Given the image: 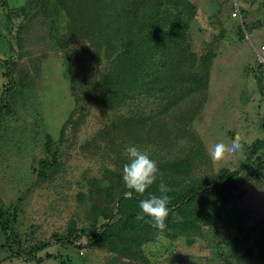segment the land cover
<instances>
[{
	"label": "rangeland",
	"instance_id": "obj_1",
	"mask_svg": "<svg viewBox=\"0 0 264 264\" xmlns=\"http://www.w3.org/2000/svg\"><path fill=\"white\" fill-rule=\"evenodd\" d=\"M140 1L148 0H0V209L11 230L7 242L0 229V264H264V182L247 172L222 221L181 231L172 227L183 221L180 204L163 231L135 220L110 240H90L119 219L129 145L146 150L163 177L209 185L248 166L246 146L264 142V0H237V17L233 0H188L197 8L192 51L214 53L207 86L164 117L168 133L161 122L150 131L149 105L129 136L120 130L118 119L135 112L128 100L118 114L106 103L100 83L114 75L106 40L96 48L95 28L70 39L68 24L105 26L111 37L122 28L113 21L123 24ZM238 134L242 151L210 157ZM257 156L264 160V146Z\"/></svg>",
	"mask_w": 264,
	"mask_h": 264
},
{
	"label": "trees",
	"instance_id": "obj_2",
	"mask_svg": "<svg viewBox=\"0 0 264 264\" xmlns=\"http://www.w3.org/2000/svg\"><path fill=\"white\" fill-rule=\"evenodd\" d=\"M131 10L125 11L123 24L113 21L122 28L117 27L115 34H112L114 32L112 30L111 37H104L105 26L99 27L98 25L96 27L97 25L91 23L78 25L76 24L78 21L75 19L70 20L68 24L70 39L75 41L87 39L88 31L95 28L93 33L96 36L93 37L91 34V39L96 48L99 49L102 39L106 40L104 52L113 59L114 75L103 79L100 87L111 112L118 114L122 111V100H128L127 104L132 106L135 114L129 118L123 114L117 121L120 130L125 131V135L128 136L132 126L136 123L135 120L140 121V118L137 117L143 115L140 112L142 106L149 105L146 108V113H148L146 120L154 123L150 129L151 132H155L154 129L156 130L161 123L168 125L166 120L168 121L169 117L167 119L164 117L173 109L175 112V107L191 93L207 86L210 71L209 62L214 58L213 52H208L207 55L197 58L192 51L190 28L197 14V8L188 0L140 1L138 6L136 5V8ZM118 20H122V18H118ZM92 22L98 24L97 21L92 20ZM137 33L142 37L138 38ZM157 53L160 54V60L157 61L159 65L153 62ZM196 61L200 64L199 70L203 69L204 72L196 70L197 76L195 77L192 69L195 67ZM125 92H127V96L124 94ZM141 121H145V119L142 118ZM165 131L168 133L167 126H164L162 132ZM263 146V141L246 146L249 153L248 166L232 173L223 170L217 179L209 185H197L192 181L187 184V180H181L182 184H179L172 181L176 180L175 178L160 175L156 184L151 186L145 194L133 192L131 197H126V192L129 190L124 186L117 213L119 219L103 225L97 236H91V242L97 244L100 240H110L118 233L133 229L134 221H138L136 216L140 213V200L150 194L160 195L157 189L160 182L171 189L167 193L170 198V210L181 204L180 210L183 211L181 215L183 221L172 227L187 232L222 221L227 212L225 204L237 189L238 178L242 172L252 174L264 182V160L257 156ZM44 164H41L42 169L45 168ZM47 178L48 176L42 173L41 179L46 180ZM209 190L212 192L209 193ZM189 197L191 199H188ZM7 211L9 214L10 211ZM7 211L0 209V229L8 242L11 230L8 225L10 221L5 217ZM169 217L170 215H168ZM147 219L149 218L145 217V220ZM141 222L151 226L150 223ZM47 259L50 257L48 256ZM32 261L36 260H28V262ZM42 261V259L37 260L38 264Z\"/></svg>",
	"mask_w": 264,
	"mask_h": 264
},
{
	"label": "clouds",
	"instance_id": "obj_3",
	"mask_svg": "<svg viewBox=\"0 0 264 264\" xmlns=\"http://www.w3.org/2000/svg\"><path fill=\"white\" fill-rule=\"evenodd\" d=\"M243 137L236 135L229 143L218 142L209 150L212 159L220 161L226 160L230 155H234L243 149ZM128 162L123 165L122 179L126 192L131 197L133 192L145 194L146 191L156 184L158 176L162 175L159 171L157 162L150 158L146 150H141L135 145H129L126 148ZM160 195L150 194L139 202L140 213L137 214L138 221L150 223L152 227L159 231L166 228L170 208V198L167 195L171 191L163 182L157 185ZM145 217L149 219L145 220Z\"/></svg>",
	"mask_w": 264,
	"mask_h": 264
},
{
	"label": "built area",
	"instance_id": "obj_4",
	"mask_svg": "<svg viewBox=\"0 0 264 264\" xmlns=\"http://www.w3.org/2000/svg\"><path fill=\"white\" fill-rule=\"evenodd\" d=\"M233 3H234V5H233V9H234L233 15H234V17H237L239 15V13H240V9H239V6L237 4V0H233Z\"/></svg>",
	"mask_w": 264,
	"mask_h": 264
},
{
	"label": "crops",
	"instance_id": "obj_5",
	"mask_svg": "<svg viewBox=\"0 0 264 264\" xmlns=\"http://www.w3.org/2000/svg\"><path fill=\"white\" fill-rule=\"evenodd\" d=\"M0 23H3L2 16L0 17Z\"/></svg>",
	"mask_w": 264,
	"mask_h": 264
}]
</instances>
